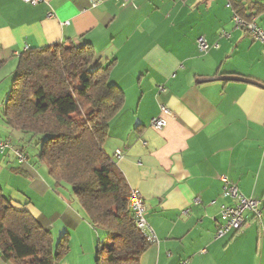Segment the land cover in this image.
<instances>
[{
  "label": "crops",
  "instance_id": "1",
  "mask_svg": "<svg viewBox=\"0 0 264 264\" xmlns=\"http://www.w3.org/2000/svg\"><path fill=\"white\" fill-rule=\"evenodd\" d=\"M97 1L92 7L90 0H0V86L10 85L26 50L91 44L96 60L112 61L110 82L124 94L103 150L140 193L157 241L139 264H264V45L234 27L228 0ZM200 38L206 54L197 50ZM160 106L171 115L156 131L150 121ZM10 139L26 162L11 150L0 153L4 196L49 230L54 243L69 236V253L58 264H94L100 235L69 187L31 160L25 149L33 142L2 116L0 141ZM117 150L121 159L113 158ZM221 175L260 201L261 219L246 213L240 232L216 239L219 209L230 204ZM0 264L12 263L0 258Z\"/></svg>",
  "mask_w": 264,
  "mask_h": 264
},
{
  "label": "trees",
  "instance_id": "2",
  "mask_svg": "<svg viewBox=\"0 0 264 264\" xmlns=\"http://www.w3.org/2000/svg\"><path fill=\"white\" fill-rule=\"evenodd\" d=\"M228 0L245 22L264 4ZM89 43L70 41L23 52L2 113L7 125L39 147L37 158L55 184L69 187L98 240L94 264H139L151 246L134 224L130 189L103 150L110 121L124 105L110 82L112 61L101 64ZM0 63V67H1ZM69 253V236L52 234L0 188V258L12 264H58Z\"/></svg>",
  "mask_w": 264,
  "mask_h": 264
},
{
  "label": "built area",
  "instance_id": "3",
  "mask_svg": "<svg viewBox=\"0 0 264 264\" xmlns=\"http://www.w3.org/2000/svg\"><path fill=\"white\" fill-rule=\"evenodd\" d=\"M41 0H21L24 4L37 5ZM125 3H130L133 0H122ZM186 2L187 0H180ZM264 4V0H260ZM92 7L98 4L97 0H90ZM227 7L231 8L230 3H227ZM232 23L236 29H241L252 36L255 41L260 42L264 45V31L256 26V19H252L250 22L243 21L240 17L233 14ZM197 50L201 54H206L209 50V46L206 41L202 38L198 39L196 42ZM217 48V45H214ZM159 92H163L160 88ZM160 116L158 118L152 119L150 121V127L156 131L163 129L166 125L163 117H169L171 115L170 111L164 107L160 106ZM11 150L14 152L18 163H25L26 156L22 149L12 146L9 140L0 141V153ZM123 153L121 150H117L114 153V159H121ZM220 182L222 183V196L230 201L229 205H222L219 209L217 229H216V239H220L229 234H236L242 230L246 225L245 214L250 213L254 220L259 221L261 219V203L260 201L245 198L238 190V188L228 179L227 176L221 175ZM199 201L194 199V204ZM129 208L133 213L134 224L136 228L143 234L147 242L152 245L156 244V239L151 231L148 229V225L144 219L145 206L141 198L140 193L137 190L130 189L129 192ZM183 211V214H186ZM204 253V251H201ZM180 264H188L187 262H181Z\"/></svg>",
  "mask_w": 264,
  "mask_h": 264
},
{
  "label": "rangeland",
  "instance_id": "4",
  "mask_svg": "<svg viewBox=\"0 0 264 264\" xmlns=\"http://www.w3.org/2000/svg\"><path fill=\"white\" fill-rule=\"evenodd\" d=\"M223 6H224V5H223ZM256 26H257L258 28H260L261 30L264 31V14L261 15V16L257 19ZM247 37L250 38V36H248V35H247ZM250 40L252 41L251 38H250ZM9 84H10V85H8V83H5V84L2 83L1 86H0V89H2L3 87H6V85H7L5 95L1 94V96H0V118L3 116V115H2V109H3V107H2V103L5 102L6 96H7L8 92H9V90H10L11 80H10ZM4 96H5V97H4ZM9 141L11 142L12 146L15 145V141H14V140H11V139H10ZM25 150H27V154L30 156V158H31L32 161H34V160L37 159V155H38V153H39V147H37L34 143L32 144L31 147H28V148H26ZM100 238L102 239V235H100ZM59 239H60V237H59L58 239L56 238L54 244H56V243L59 241ZM69 246H70V244H69ZM69 250H70V249H69Z\"/></svg>",
  "mask_w": 264,
  "mask_h": 264
}]
</instances>
